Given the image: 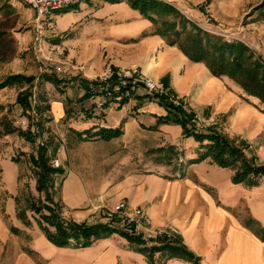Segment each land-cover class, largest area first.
Wrapping results in <instances>:
<instances>
[{"label": "crops", "instance_id": "obj_1", "mask_svg": "<svg viewBox=\"0 0 264 264\" xmlns=\"http://www.w3.org/2000/svg\"><path fill=\"white\" fill-rule=\"evenodd\" d=\"M128 6L126 0H94L81 16H70V23L79 20L80 25L79 37L69 39L70 45L80 46V52L69 54L77 62L68 59L60 64L59 84L46 81L50 152L61 163L53 174V189L57 193L66 188L71 203L65 205L58 194L54 198L66 216L87 222H93L90 216L99 211L98 204L125 200L129 208L140 206L154 224L175 227L178 238L199 256L200 264H264V238L260 236L264 227L263 176L257 184L248 185L232 180L234 168L209 157L189 162L203 149L199 140L185 133L180 121L162 119L169 110L167 103L142 88L131 97L112 100L105 108L93 106L89 99L88 81L107 65L137 66L151 78L165 80L171 91L187 97L191 105L219 112L230 127L229 134L249 143L246 152L264 161V112L244 98L232 79L214 76L203 62L190 60L177 45L154 33V24L140 12L127 11ZM8 88L0 89L2 104L6 102L3 90ZM16 93L9 102L15 101ZM184 118L193 127L186 114ZM101 127H118L120 132L100 137L95 133ZM3 136L23 139L8 133ZM61 140L64 149H58ZM33 146L34 141L27 140L20 150L28 154ZM26 159L14 160L0 152V187L8 193L6 210L12 214L14 195L25 182L33 196L39 194ZM30 217L29 225L16 218L12 222L33 231L38 224ZM42 233L33 235L32 246L38 241L51 246ZM98 240L104 244L116 240L126 247L127 257L121 264H140L141 260L148 264L145 255L126 245L127 239L120 233ZM54 248L47 253L38 250L40 261L92 264L96 253L76 252V246ZM23 254L18 251L14 264H20L18 257ZM164 264L192 263L169 257Z\"/></svg>", "mask_w": 264, "mask_h": 264}, {"label": "trees", "instance_id": "obj_2", "mask_svg": "<svg viewBox=\"0 0 264 264\" xmlns=\"http://www.w3.org/2000/svg\"><path fill=\"white\" fill-rule=\"evenodd\" d=\"M127 1L154 24V33L164 37L167 43L177 45L190 60L203 62L212 75L227 76L232 79L243 90L244 98L250 100L254 106H258L264 112V59L259 54L241 41L227 40L222 36L203 32L193 26L188 27L187 21L177 10L163 0ZM70 8L73 7L65 8L62 11L70 10ZM263 8L264 3H261L255 7V10ZM261 14L264 15V9ZM40 77L53 84L62 82V79L55 73L43 72ZM33 80V75H25L20 72L7 74L0 80V89L17 87L14 104L20 106L22 112L30 118L28 127L23 129L14 124L13 118L9 117L7 112L3 113L0 116V135L16 132L22 137L34 141L37 132L31 130V124L35 122L38 128L43 130L44 121L50 119L45 114L46 109L49 108L48 99L42 94L39 96V103L34 105L38 114L36 120L30 113ZM163 81L167 86L165 80ZM252 98L254 100H251ZM161 99L164 101L163 97ZM168 107V113L162 119L180 121L183 124L184 132L193 134L199 140V146L203 148L197 156L190 158L189 162L209 157L219 165L234 168L232 180L243 181L248 185L257 184L259 178L264 177V161L257 160V157L252 153L248 154L245 150V142L241 138L214 129L196 130L187 126L184 118L185 110L181 107ZM119 132L118 127H101L95 134L100 137H110ZM51 142L52 136L49 132L45 143L34 145L28 153L30 167L36 179L35 186L39 194L34 197L25 183L24 187L14 195L18 218L26 224L30 223L27 212L31 210L46 238L57 245L84 246L97 238L118 232L134 244L132 246L134 250L145 255L148 264H164L169 257H179L192 264H200L199 256L189 249L178 236L172 239L159 238L155 243H146L142 238L106 221H78L73 217L66 216L61 204L53 198V174L59 168L53 166L50 161ZM13 159L18 160L17 156ZM22 199L24 203L21 202ZM260 236L264 238V227L261 228ZM156 253L157 256H155Z\"/></svg>", "mask_w": 264, "mask_h": 264}, {"label": "rangeland", "instance_id": "obj_3", "mask_svg": "<svg viewBox=\"0 0 264 264\" xmlns=\"http://www.w3.org/2000/svg\"><path fill=\"white\" fill-rule=\"evenodd\" d=\"M93 1L94 0L85 1L84 6L82 7H77L76 5L73 6V8H70V10L56 12L47 19L36 21L33 11L21 0H0V80L7 74L15 72H20L25 75H33L34 80L32 82L31 91L32 95L34 94L36 104L39 103V96L41 94L43 96L46 95V81L41 79V73L46 72L58 74L59 71H56V69L53 68L54 66L60 67V64L68 59L75 63L77 62V58L75 56H69V54L70 52H80V46L76 44H71V46L69 44V39L74 40L79 37L80 25L78 22L79 20H76V23H70V16H81L85 9L93 4ZM163 1L168 4L173 3L189 8L191 13L199 18L202 17L205 7L208 8L209 13L215 17L219 25L227 32L226 35L222 36L223 38L238 41L242 40L241 42L246 44L264 59V15L261 14V11L264 8L262 10H255V7L264 3V0ZM85 6L87 7L85 8ZM128 9L127 11L133 10L139 12L138 9L133 8L130 4ZM177 12L179 13L178 10ZM181 16L187 21L188 27L193 26L195 28L189 20L183 15ZM55 44L57 46H55ZM3 91H5L3 96L5 97L6 102L3 104L0 103V116L7 112L9 117L13 118L14 124L17 125L15 120L26 115L20 108L18 109V105H15L14 102H9L18 89L17 87H10ZM256 107L259 108L258 106ZM217 113L220 115L219 112ZM45 114L48 116L47 111H45ZM42 116L46 117L44 114H42ZM46 121L48 120L44 121L43 130L47 131V133L45 132V135L47 136L49 132L47 128L45 129ZM33 124L35 125L36 123L34 122ZM39 131H41L40 128ZM8 134L10 136L19 135L16 132H10ZM3 135L4 134L0 135V152L10 155L12 158H15L16 156L17 158H26L27 156V164L30 167L28 154H24V152L20 150V144H24L28 139L23 137V139L20 138L19 141L16 139V136L14 139H4ZM245 145L250 146L249 143H245ZM257 160L262 161L258 157ZM25 183L27 184V182ZM23 187L24 185H21L19 190ZM66 191V188H59V192L56 193L53 189V194H58L62 199V202H64L65 205H69L71 200L70 197L66 195ZM7 197L8 193L0 187V264H14L16 255L18 251L21 250L24 251V254L21 257H18V261H20V264H28L31 260L39 262L43 259L38 256V250L47 253L50 250H54V247H68V245H57L51 242L46 238L44 233H42L44 241L51 244V246L46 243L44 244V242L41 241L35 242V245L32 246L30 243H32V239L34 238L33 235L42 230L38 225L36 229L32 231L30 229L20 228L18 225L14 224L12 222L13 218L22 221L24 224L26 223L17 217L16 207L14 208L13 214L6 210ZM21 202L24 203V200L22 199ZM27 213L30 223H27L26 225H29L32 223L30 214L35 221L36 216L33 212L30 214L29 212ZM123 237L126 239L125 236ZM101 244H104L103 241L98 240L97 238L88 245L76 246L78 249L75 250L76 252H96L92 257V264H111L110 262L112 261H115V264H121V261L127 257L126 252L123 251L126 247H123L118 241L114 240L103 246H101ZM125 244L129 247L134 245L128 240ZM144 259H146V257ZM40 263L47 264L46 261H40ZM140 264L145 263L141 260Z\"/></svg>", "mask_w": 264, "mask_h": 264}, {"label": "built area", "instance_id": "obj_4", "mask_svg": "<svg viewBox=\"0 0 264 264\" xmlns=\"http://www.w3.org/2000/svg\"><path fill=\"white\" fill-rule=\"evenodd\" d=\"M33 11L36 21L47 19L56 12H60L65 8L80 5L88 0H22ZM189 20L195 28L215 34L219 36L226 35L218 21L213 17L208 8L205 7L201 18L194 16L191 10L173 3H170ZM232 37V36H231ZM230 40V39H227ZM240 40V39H239ZM242 41V40H241ZM56 71H60L59 66H54ZM142 88L148 95L156 98H164L168 106L181 107L187 114V119L196 130L214 129L229 133L230 129L223 122L220 115L215 111L204 110L198 106L191 105L187 97L170 91L164 82L160 79H153L146 75L137 66H111L107 65L92 80L88 81L86 93L92 101L93 106L97 108H105L112 100L121 101L131 97ZM36 104L34 94L32 95V107L30 113L33 119L37 118L34 105ZM15 123L21 128L28 127L29 117L24 115L15 120ZM31 130L37 132L34 139V145H42L45 143L47 131H39L38 126L31 124ZM47 127L45 126V129ZM250 145V144H249ZM65 142L61 140L58 149H64ZM51 164L55 167L60 166L58 156H51ZM99 211L91 213L93 222L99 221L101 218L111 225L122 228L128 233L142 238L146 243H155L159 238L172 239L177 236L175 227H165L163 225L154 224L151 219L145 215L140 206L128 207L125 200H118L111 205L98 204Z\"/></svg>", "mask_w": 264, "mask_h": 264}]
</instances>
